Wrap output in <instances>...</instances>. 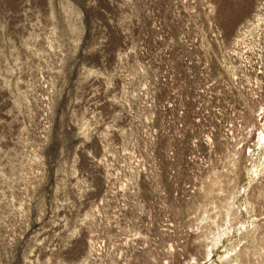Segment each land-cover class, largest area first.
I'll return each instance as SVG.
<instances>
[{"label":"rangeland","instance_id":"rangeland-1","mask_svg":"<svg viewBox=\"0 0 264 264\" xmlns=\"http://www.w3.org/2000/svg\"><path fill=\"white\" fill-rule=\"evenodd\" d=\"M0 264H264V0H0Z\"/></svg>","mask_w":264,"mask_h":264}]
</instances>
